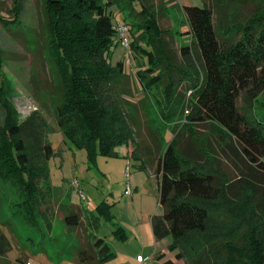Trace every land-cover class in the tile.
<instances>
[{"label": "trees", "instance_id": "16d2710c", "mask_svg": "<svg viewBox=\"0 0 264 264\" xmlns=\"http://www.w3.org/2000/svg\"><path fill=\"white\" fill-rule=\"evenodd\" d=\"M46 1L49 33L65 67L62 100L53 106L56 126L75 148H85L90 160L97 155L115 156V148L124 144L128 156L140 161L141 169L154 172L162 214L152 216V233L155 239L171 235L173 248H178L176 262L164 264L181 261L184 243L191 244L190 239L195 235L206 239L195 240L193 248H188L192 249L190 264H219L218 253L223 245L217 242L225 240L223 237L228 233L210 232V212L221 202H237L243 196L252 202L260 220L261 246L253 259L255 264H264V117L258 114L251 117L238 106L240 97L253 100L264 91V11L235 24L229 36L224 37L214 28L210 8L183 7L189 28L186 35L191 40L180 48V63L166 69L171 74L167 96L168 101L173 96L174 78L179 84H187L185 90L190 95L186 98L185 92L175 89L178 110L169 116L180 115L183 121L172 128L173 138L160 154L159 138L153 144L155 153L141 148L135 139L136 124L132 122L135 117L123 110V103L113 101L109 95L115 77L132 76L131 72L125 73L122 62L112 66L108 58L111 49L119 43L110 7L115 4L120 10V0ZM140 2L130 1L128 17L143 18L140 27L153 34L155 43L161 32L156 19ZM128 20L122 24L131 26L127 27L128 49L135 60L133 70L143 90L141 75L149 78L147 86L152 88L161 80L160 69L153 68L165 52L159 49L161 54L155 44L141 41L143 36L132 32L133 20ZM5 21V24L14 22ZM119 96L124 104L132 97L123 93ZM0 119V180L16 179L25 192H32L29 207L51 229L54 201L48 162L54 151L47 139L50 125L38 110L23 120L18 119L8 100L0 101ZM198 124L218 128L220 152L230 162L233 178H222L215 170L205 169L207 148L202 144L196 145L191 139L185 144L181 141L186 129ZM106 210L104 204L97 207L101 215ZM64 222L76 227L78 213L67 215ZM251 230L254 233L256 226ZM113 235L121 241L127 238L122 228H116ZM250 237L255 240L253 234ZM91 240L95 255L78 250L81 263L90 264L96 259L97 264H103L114 256L103 239L92 236ZM10 250L9 240L0 229V256Z\"/></svg>", "mask_w": 264, "mask_h": 264}, {"label": "rangeland", "instance_id": "374dc122", "mask_svg": "<svg viewBox=\"0 0 264 264\" xmlns=\"http://www.w3.org/2000/svg\"><path fill=\"white\" fill-rule=\"evenodd\" d=\"M130 1L120 0V10L115 4L110 7L112 23L115 25L132 19V32H139L143 36L141 41L155 44L156 50L163 48L164 58L159 50L162 54L160 62L153 68L160 69L161 80L149 88V78L141 75L143 90L133 70V53L118 43L109 53L110 63L114 66L116 62H122L125 73L131 72L132 76L115 77L110 84L109 95L113 101L123 103V110L135 117L132 121L136 124L135 139L141 148L155 153L153 144L159 138L157 147L162 154L173 138L172 128L183 121L180 115L169 116L178 110L177 92H185L186 98L190 95L185 90L187 84H179L174 78L173 96L169 101L167 96L171 74L166 69L175 68L180 63V48L191 40L190 35H186L189 28L183 7L210 8L214 28L227 37L235 24L244 22L254 13L263 12L264 0H141L145 10L156 19L161 32L155 43L152 42L153 34L140 27L143 18L128 17L131 15ZM46 5V0H0V20H4L0 21V101L7 103L8 100L20 120L34 110L40 111L50 125L47 139L54 151L48 162L54 201L51 229L47 228L36 210L29 207L32 192H25L16 179L0 180V229L11 245V250L0 256V264H89L87 261L81 263L77 252L95 255L92 236L103 239L110 253L114 254L103 264L176 262L178 248H173L172 236L155 239L149 222L143 224L150 216L162 214L154 172L141 169L140 161L128 156L124 144L115 148V156L97 155L90 160L87 150L75 148L56 126L53 106L62 100L65 67L57 56L49 33L50 18ZM134 8H138L136 3ZM5 20L14 22L5 24ZM126 36L129 38L130 33ZM120 93L131 95L129 102L124 104ZM238 106L251 117L257 114L264 117V91L253 100L240 97ZM216 132L218 128L212 124H198L186 129L180 137L184 144L191 139L196 145L200 143L206 147L205 169L215 170L222 178L231 179L234 172L220 152ZM129 186L131 194L126 192ZM243 197L233 203L221 202L210 212V232L218 235L228 233L223 237L225 240L217 242L223 245L218 253L219 264H255L253 258L261 246L260 220L252 202ZM102 204L107 206V210L101 215L97 207ZM71 213L79 215V224L73 228L64 222ZM252 226H256L254 233L251 232ZM116 228L124 230L125 241L113 235ZM252 234L255 240L250 237ZM205 239V236L195 235L190 239L191 244L186 241L184 258L177 264H190L192 249L188 248H193L195 240ZM229 248L231 250L227 251ZM90 264H97L96 259Z\"/></svg>", "mask_w": 264, "mask_h": 264}, {"label": "built area", "instance_id": "2783aa9c", "mask_svg": "<svg viewBox=\"0 0 264 264\" xmlns=\"http://www.w3.org/2000/svg\"><path fill=\"white\" fill-rule=\"evenodd\" d=\"M115 31H116V40L125 48L128 49V38L126 36V34L129 32L128 27L125 24L119 23L116 25L115 27ZM126 192L127 194H130V190L129 187L126 188Z\"/></svg>", "mask_w": 264, "mask_h": 264}, {"label": "crops", "instance_id": "0c3cea01", "mask_svg": "<svg viewBox=\"0 0 264 264\" xmlns=\"http://www.w3.org/2000/svg\"><path fill=\"white\" fill-rule=\"evenodd\" d=\"M127 188V187H126ZM129 190H130V192L132 193V191H131V188H130V186H129ZM130 193V194H131ZM151 218H152V216H150V219L148 220V221H146V222H144L143 224H146V223H148L149 222V225H150V229H151ZM138 226H141V225H138ZM138 229V232L140 233V239H142L143 238V235H142V230H141V227H139V228H137ZM136 229V230H137ZM136 232V231H135ZM151 232H152V229H151ZM137 233V232H136ZM152 236H153V233H152ZM131 237H133L132 235H131ZM153 238H154V236H153ZM127 239V238H126Z\"/></svg>", "mask_w": 264, "mask_h": 264}]
</instances>
